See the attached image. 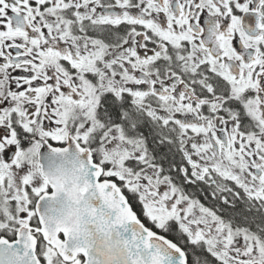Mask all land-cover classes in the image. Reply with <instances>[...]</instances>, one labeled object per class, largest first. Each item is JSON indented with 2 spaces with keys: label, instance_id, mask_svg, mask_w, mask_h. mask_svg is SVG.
<instances>
[{
  "label": "snow or ice",
  "instance_id": "1",
  "mask_svg": "<svg viewBox=\"0 0 264 264\" xmlns=\"http://www.w3.org/2000/svg\"><path fill=\"white\" fill-rule=\"evenodd\" d=\"M0 264H264V0H0Z\"/></svg>",
  "mask_w": 264,
  "mask_h": 264
}]
</instances>
